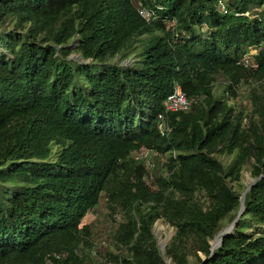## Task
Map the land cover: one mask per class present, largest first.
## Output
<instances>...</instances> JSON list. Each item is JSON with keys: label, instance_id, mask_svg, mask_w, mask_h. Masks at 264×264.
<instances>
[{"label": "trees", "instance_id": "16d2710c", "mask_svg": "<svg viewBox=\"0 0 264 264\" xmlns=\"http://www.w3.org/2000/svg\"><path fill=\"white\" fill-rule=\"evenodd\" d=\"M0 264H264V0H0Z\"/></svg>", "mask_w": 264, "mask_h": 264}, {"label": "rangeland", "instance_id": "374dc122", "mask_svg": "<svg viewBox=\"0 0 264 264\" xmlns=\"http://www.w3.org/2000/svg\"><path fill=\"white\" fill-rule=\"evenodd\" d=\"M251 54L256 53V49L250 51ZM250 53L247 55V59L251 58ZM125 65V64H124ZM223 81H219L217 86V91L219 93L223 90ZM248 87L241 86L239 89V93L241 96L247 94ZM138 162L145 165V169L148 172V182L152 183L153 178L158 175V173L162 170V163L165 162V157H160L159 155H155L153 152L148 150H142L133 155ZM220 159L224 163H229L232 159L222 156ZM249 170L245 169L242 173L241 182L239 185L232 184V187L238 191L246 193L247 190L256 183ZM122 221V214L119 212V209L116 208L115 211L109 208L105 201H102L99 207L92 213H90L83 221V223H92L93 231H94V239H95V247L92 251V258L97 263L102 262L98 253L104 254L107 251V246L110 247L111 237L114 233L116 225ZM159 227V228H158ZM231 226L228 227L230 229ZM227 229V230H228ZM153 233L158 241V244L161 246H167L171 241L172 237L175 234L174 228L170 225L164 223L162 220H158L153 227ZM107 244V245H106ZM214 242H212V245ZM165 248V247H164ZM203 258V256L201 255ZM169 262V261H168Z\"/></svg>", "mask_w": 264, "mask_h": 264}, {"label": "built area", "instance_id": "2783aa9c", "mask_svg": "<svg viewBox=\"0 0 264 264\" xmlns=\"http://www.w3.org/2000/svg\"><path fill=\"white\" fill-rule=\"evenodd\" d=\"M141 15L146 18L147 20L149 19L150 15L147 11H140ZM251 54V52H250ZM254 55V54H251ZM245 60L247 61V56L245 57ZM192 105V102L188 99L186 94L182 91L180 87H176L175 91L167 97L164 103L165 107V112L167 113H177V112H183V111H188ZM161 119H163L161 117ZM160 131L162 135H164V129H163V124L160 126ZM156 155V154H155Z\"/></svg>", "mask_w": 264, "mask_h": 264}, {"label": "water", "instance_id": "95a60500", "mask_svg": "<svg viewBox=\"0 0 264 264\" xmlns=\"http://www.w3.org/2000/svg\"><path fill=\"white\" fill-rule=\"evenodd\" d=\"M244 194H245V193H244ZM243 210H244V205H243V198H242L241 211H240L239 215L242 214ZM234 227H235V223L231 226L230 229L227 230V232H230ZM223 239H224V236H222V237L219 239L218 243H217L215 246L212 245V246H213L212 248L214 249L218 244H221V243L223 242ZM164 247H165V245L162 246V248H161L162 251H164Z\"/></svg>", "mask_w": 264, "mask_h": 264}, {"label": "bare ground", "instance_id": "6f19581e", "mask_svg": "<svg viewBox=\"0 0 264 264\" xmlns=\"http://www.w3.org/2000/svg\"><path fill=\"white\" fill-rule=\"evenodd\" d=\"M218 241H219V239L214 242L213 246H215L218 243Z\"/></svg>", "mask_w": 264, "mask_h": 264}, {"label": "clouds", "instance_id": "9594fccd", "mask_svg": "<svg viewBox=\"0 0 264 264\" xmlns=\"http://www.w3.org/2000/svg\"><path fill=\"white\" fill-rule=\"evenodd\" d=\"M154 154H156L157 155V153L156 152H154V151H152Z\"/></svg>", "mask_w": 264, "mask_h": 264}]
</instances>
